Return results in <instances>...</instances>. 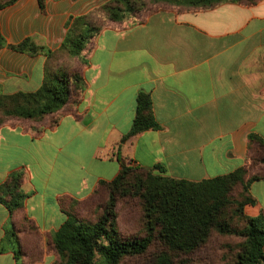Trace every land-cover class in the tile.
<instances>
[{"label": "crops", "instance_id": "crops-1", "mask_svg": "<svg viewBox=\"0 0 264 264\" xmlns=\"http://www.w3.org/2000/svg\"><path fill=\"white\" fill-rule=\"evenodd\" d=\"M106 0H16L0 9V87L5 92L31 91L44 78L45 56L12 50L26 37L51 50L60 47L70 16L85 14ZM81 69L87 82L79 118L64 115L40 135L22 125H0V183L33 157L48 163L45 174L26 168L21 189L29 193L13 215L0 203V264H14L13 250L2 240L24 215L39 232L59 228L69 197L84 199L99 179L111 180L119 170L117 152L127 163L153 168L188 180L209 179L245 163L247 137L264 138V0L253 5L223 2L212 9L162 8L125 28H105L94 40ZM139 92L147 93L160 129L129 131ZM93 143L91 159L99 165L88 187L84 164L77 159L78 190L69 189V145ZM77 154V153H76ZM64 156V158H63ZM82 171L78 174L79 168ZM253 204L245 212L264 209V178L250 183ZM65 200V201H64ZM63 201V202H62ZM45 252L34 264H51ZM28 264V258L25 259ZM262 264V263H258Z\"/></svg>", "mask_w": 264, "mask_h": 264}, {"label": "trees", "instance_id": "trees-1", "mask_svg": "<svg viewBox=\"0 0 264 264\" xmlns=\"http://www.w3.org/2000/svg\"><path fill=\"white\" fill-rule=\"evenodd\" d=\"M15 1L0 2V9ZM150 1L162 5L148 9L149 0H107L85 14L70 16L61 45L55 50L34 43L30 37L8 44L15 51L44 55L45 72L35 90L6 93L0 89V125H22L37 136L56 127L64 115L79 118L77 106L87 87L81 67L88 63L95 37L105 28L141 23L162 8L199 11L223 2L249 6L259 0ZM38 2L44 11L45 0ZM5 45L0 32V48ZM160 127L150 96L139 92L130 129L123 138ZM247 148L241 167L202 180L165 175L161 165H132L118 151L117 174L111 180L99 179L84 199L69 197L68 204L64 203L68 217L59 228L43 237L27 215L15 222L14 228L23 233L13 232L17 243L14 264H27L26 258L28 264H34L45 252L54 255L51 264H128L134 259L137 264L139 259L143 264H212L205 247L213 233L240 239L236 251L232 245H223V260L217 264H264V209L256 216L245 212V205L255 202L250 183L264 178V138L250 133ZM24 176L20 169L14 170L0 183V203L13 215L28 196L21 189ZM126 198L137 200L141 213L140 231L127 235L117 224L116 211L119 200ZM88 199L94 203L88 213L93 218H80L76 215L79 205Z\"/></svg>", "mask_w": 264, "mask_h": 264}, {"label": "rangeland", "instance_id": "rangeland-1", "mask_svg": "<svg viewBox=\"0 0 264 264\" xmlns=\"http://www.w3.org/2000/svg\"><path fill=\"white\" fill-rule=\"evenodd\" d=\"M5 1H8V0H0V2H5ZM157 5H162V3H157V2H153L149 0V2L146 4L145 7L148 9H152ZM1 91L3 90L1 89ZM6 93H11V92H6ZM61 120L62 119L59 120V123ZM33 149L34 148H32V151ZM32 151H30L29 157L26 158V162H28V165L21 168L20 170L25 175L27 172L26 168L32 169L33 174H34L33 181H35L36 172L38 171L39 173L45 174L48 168V163L43 158H39V161H38L36 158L32 156L33 155ZM68 152H69L68 159H69V167H70L69 189L73 192L80 188L78 186L79 182L77 181V159H79L84 164L83 171L88 180V187L85 189H82L80 193L81 195H85L88 193L90 186L92 185L94 181L95 174L99 170L98 163H96V161L91 159V155L93 152V143L91 141L86 142L83 145H79L78 149H76V145L70 144ZM78 168H79L78 174H80L82 169L80 166ZM93 205L94 203L92 202L91 199L86 200L84 203L79 205V208H78L79 212L76 215L84 219L93 218L89 215L92 212V211L90 212V210H92ZM116 211H117V224L125 235L133 234L135 232L137 233L140 231L141 213H140V207H139L137 200L129 199V198L119 200L117 207H116ZM13 232L23 233V231H20L19 229L16 230L10 223L9 233L2 240V247L5 248L6 250H10L12 248V245L16 247L17 249L16 236L13 234ZM212 235H213L212 239L209 241V243L205 247V251L209 253L208 258L210 262L212 264H217V263H220L221 260H223V257H221V254L222 252L226 250V246L232 245V248H233L232 250L236 251L240 239L238 236H231V235L221 236L215 233H213ZM22 236L23 234H21V241H22L23 247L25 248V250H27L29 247H27L26 244H24L26 240L25 238L23 239ZM223 245H226L225 248L223 247ZM138 262L139 264H143L142 259H139ZM128 264H137V263H135V259H134V260H130Z\"/></svg>", "mask_w": 264, "mask_h": 264}]
</instances>
